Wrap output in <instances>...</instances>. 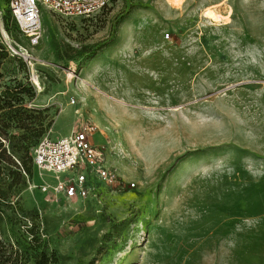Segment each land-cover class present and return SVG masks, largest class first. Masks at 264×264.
Here are the masks:
<instances>
[{
  "label": "rangeland",
  "instance_id": "1",
  "mask_svg": "<svg viewBox=\"0 0 264 264\" xmlns=\"http://www.w3.org/2000/svg\"><path fill=\"white\" fill-rule=\"evenodd\" d=\"M40 22L38 44L22 40L32 59L0 65V93L22 90L0 117V156L20 168L6 210L28 231L11 264H264V0H113L87 19L42 6ZM0 26L21 41L8 0ZM120 29L125 76L90 61ZM136 48L176 58L156 73L135 65ZM82 121L123 188L56 200L31 148Z\"/></svg>",
  "mask_w": 264,
  "mask_h": 264
},
{
  "label": "built area",
  "instance_id": "2",
  "mask_svg": "<svg viewBox=\"0 0 264 264\" xmlns=\"http://www.w3.org/2000/svg\"><path fill=\"white\" fill-rule=\"evenodd\" d=\"M113 0H8L10 16L17 28L20 42L13 34L3 31L0 38L10 55L28 60V49L35 47L41 37L40 7L45 6L64 19H87L106 9ZM168 37V34H166ZM25 49V50H24ZM24 50V51H23ZM27 50V51H26ZM73 103V101H72ZM97 126L92 122H77L72 132L58 139L41 137L32 148L33 164L41 171L54 174V182L42 184L43 192H50L56 199L73 201L96 196L101 185L123 188V182L115 171L106 166L103 154L92 142ZM74 171V176L61 178L59 175ZM133 187L134 184L130 183Z\"/></svg>",
  "mask_w": 264,
  "mask_h": 264
},
{
  "label": "trees",
  "instance_id": "3",
  "mask_svg": "<svg viewBox=\"0 0 264 264\" xmlns=\"http://www.w3.org/2000/svg\"><path fill=\"white\" fill-rule=\"evenodd\" d=\"M13 21V20H12ZM15 25V24H14ZM16 27V26H15ZM17 29V28H16ZM6 31V30H5ZM8 33V31H6ZM9 34H12L9 32ZM9 54L6 46L2 43L0 38V65L1 60ZM1 77V73H0ZM21 89H15L14 91L4 90L0 93V117H2L1 110L5 107H10L12 105V99L19 100L16 98L17 94L21 93ZM6 117V115H5ZM2 135L6 136V133L0 131V146H1V137ZM40 139V138H39ZM38 139V140H39ZM38 140L34 143L32 148L38 142ZM12 150L15 153H20L26 146L22 144H13ZM32 148H31V158H32ZM4 153L5 150L2 149ZM20 156V155H19ZM33 162V161H32ZM17 163V162H16ZM13 160L10 159L9 156H5L2 158L0 156V264H11V262H15L20 259L21 251L23 249V245L25 241V232H28L25 223H17L14 222L12 216H10L6 210L8 205H10L9 196L4 192L5 185L10 186L11 183L7 182L9 176L16 174L20 177L19 174V166ZM20 164V161H18ZM8 166H7V165ZM21 165V164H20Z\"/></svg>",
  "mask_w": 264,
  "mask_h": 264
},
{
  "label": "crops",
  "instance_id": "4",
  "mask_svg": "<svg viewBox=\"0 0 264 264\" xmlns=\"http://www.w3.org/2000/svg\"><path fill=\"white\" fill-rule=\"evenodd\" d=\"M135 30V29H134ZM126 33V32H125ZM126 34H123L122 30H118L117 35L115 37H113L106 45H104L103 47H101V49L91 58L90 61H93L95 59V61H93L94 64L99 63V65L106 63L107 61L110 62H118L120 65V68H122V73L123 76H125V73L127 70H125V66H123L121 64V62H126L127 59L126 56H123L122 53H124L123 51L120 50V42L123 40V37ZM127 36V35H126ZM158 49L155 48L154 50H151V52H149L148 54L142 55L141 54V48H136L134 50V53H138L135 60V65H138L140 67H145L148 70L154 69V70H158V72L156 73H161L162 70L165 68L164 65H166V63H168L170 60L172 61V59H175L176 57L174 55H167V56H162L159 55V51H157ZM161 57V61H159ZM179 57V56H178ZM158 64V65H157ZM129 72V71H127ZM117 75L119 74L118 72H115ZM131 73V72H129ZM139 79H140V86H146L148 92H150L151 90H153L154 88L152 86L149 85V81L148 78L150 76H148V74L141 72L138 75ZM159 78H162V76L159 75ZM59 117V116H58ZM57 117V118H58ZM56 118V119H57ZM56 121V120H55ZM54 121V122H55ZM54 124V123H53ZM52 124V126H53ZM52 131V128L50 129V132ZM72 132V127L71 130L69 132V134ZM67 134V135H69ZM67 135H62V136H56L55 138H61Z\"/></svg>",
  "mask_w": 264,
  "mask_h": 264
},
{
  "label": "bare ground",
  "instance_id": "5",
  "mask_svg": "<svg viewBox=\"0 0 264 264\" xmlns=\"http://www.w3.org/2000/svg\"><path fill=\"white\" fill-rule=\"evenodd\" d=\"M206 17H208L210 20H212V21H215V19L217 18V14L215 13V11L214 10H210V9H207L206 10ZM25 50V49H24ZM23 50V51H24ZM27 51V50H26ZM29 56H30V54H29ZM31 57V56H30ZM31 59H32V57H31ZM30 59V60H31ZM33 75H32V79H31V83H32V85L36 88V89H38L39 91L42 89V87H41V84H40V81H39V78H38V76H36L34 73H32ZM105 113V112H104Z\"/></svg>",
  "mask_w": 264,
  "mask_h": 264
}]
</instances>
